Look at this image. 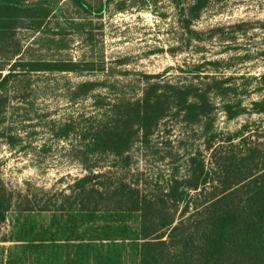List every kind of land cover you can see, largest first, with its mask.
<instances>
[{"label": "trees", "instance_id": "1", "mask_svg": "<svg viewBox=\"0 0 264 264\" xmlns=\"http://www.w3.org/2000/svg\"><path fill=\"white\" fill-rule=\"evenodd\" d=\"M60 1L0 0V139L11 149L25 151L31 147L30 142H23L26 130L11 123L18 110H25L21 122L28 123L31 129L43 125L41 129L54 142H69L66 155L85 174L67 186L68 195L61 193L62 200L53 203L42 201L27 189L12 192L0 179V227L10 211L72 210L86 216L133 213L140 217L139 264H264L263 144L252 143L243 134L237 135L240 143L231 149L215 148L209 140L205 146L210 153L209 168L199 153L193 154L187 160L186 175L182 178L173 175L167 190L157 196L143 194L138 182L127 181L124 174L112 176V170L116 173L130 170L132 147L136 142L147 143L167 118L180 119L188 125L202 123V132L209 133L218 109L212 98L225 99L234 93L228 86L229 78L205 76L207 80L201 82L172 83L157 80L158 75L144 76L145 83L137 97L117 92L114 82L82 81L67 90L66 99L75 104L88 97L97 98L94 114L85 119L81 116V123L73 118L58 121L48 113L39 114L35 109L33 75L91 74L105 70L102 63L86 59L24 58L27 50H23L17 37L21 31L41 35L50 32L45 41L55 50L68 49L66 39L70 33L83 35L82 40L88 43L94 38L87 17L79 20L63 17L62 25L57 22ZM67 1L85 16L98 20L103 16L102 0ZM171 1L180 28L189 36L195 34L192 24L212 2L227 0H191L187 4L183 0ZM52 20L57 22L56 30L47 29ZM244 25L233 27L243 29ZM224 29L216 27L209 32L210 36L218 37L222 52L241 48L235 32L225 33ZM249 58L245 53L239 59ZM117 64L123 65L125 60ZM205 65L216 70L223 64L221 60L203 61L193 65L192 72L199 74ZM101 90L107 96L95 95ZM255 91L264 93V74L258 79ZM225 101L221 109L229 120L247 111L264 114V98L252 102L250 110L239 102ZM32 131L30 135L38 133ZM231 140L228 138L227 142ZM42 151H46L45 144ZM40 193L44 194L42 189Z\"/></svg>", "mask_w": 264, "mask_h": 264}, {"label": "rangeland", "instance_id": "2", "mask_svg": "<svg viewBox=\"0 0 264 264\" xmlns=\"http://www.w3.org/2000/svg\"><path fill=\"white\" fill-rule=\"evenodd\" d=\"M102 1L105 7L99 20L77 12L67 0L59 2V24L62 25L63 17L91 20L94 38L90 43L82 40L83 35L70 33L66 39L68 49L55 50L45 41L48 31L42 35L30 31L17 33L23 50H27L24 58L86 59L104 65L103 72L91 74L33 75L35 109L39 114L48 113L58 121L73 118L80 123L81 116L85 119L94 114L97 98L88 97L75 104L66 99L67 90L82 81L114 82L117 92L137 97L144 86V76L158 75L157 80L172 83L201 82L207 80L205 76L229 78L228 86L234 93L225 99L212 98L218 109L209 133L202 132V123L188 125L180 119L167 118L147 143L136 142L132 147L128 172L112 170L114 177L124 174L127 181L138 182L137 187L146 195L157 196L167 190L173 175L177 178L186 175L187 160L193 154L199 153L209 168L210 153L205 149L209 140L215 148L231 149L240 143L238 136L243 134L250 142L264 145L263 113L247 111L229 120L221 109L223 100L239 102L250 110L252 102L264 98L263 92L255 91L258 79L264 74V0L212 2L192 24L195 34L189 36L180 28L171 0ZM190 1L183 0L184 4ZM57 22H49L47 29L56 30ZM240 23L245 24L243 29L233 27ZM216 27H224L225 33L235 32L241 48L222 52L218 37L210 38V30ZM200 48L204 49L199 51ZM245 53L250 58L239 59ZM119 60H125V64H117ZM217 60L223 65L216 70L205 65L199 74L192 72L193 65ZM97 94L105 97L107 93L101 90ZM23 112L18 110L11 123L26 130L23 142H30L31 147L25 151L11 149L0 139V179L12 192L27 189L42 201H61V193L68 195L67 186L85 172L77 162L68 159L69 142H54L41 129L43 125L31 129L28 123L21 122ZM32 130L38 133L30 135ZM228 138L232 144L227 142ZM44 144L46 151H42ZM139 224V215L133 213L86 216L72 210L10 211L0 227V264H139Z\"/></svg>", "mask_w": 264, "mask_h": 264}]
</instances>
